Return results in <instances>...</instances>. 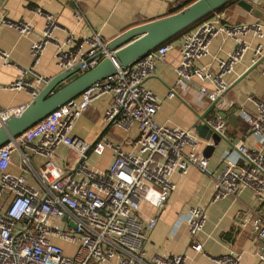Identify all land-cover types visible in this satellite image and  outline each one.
<instances>
[{"label": "built area", "instance_id": "built-area-1", "mask_svg": "<svg viewBox=\"0 0 264 264\" xmlns=\"http://www.w3.org/2000/svg\"><path fill=\"white\" fill-rule=\"evenodd\" d=\"M260 1L264 10V0ZM32 12L46 20L39 38L29 47L32 65L4 88L29 91L40 88L41 80L45 83L33 67L49 42L55 44V60L61 69L79 63L80 71H85L108 57L115 71L0 147V264H188L185 253L147 255L145 242L157 217L145 222L139 217L142 202L157 209L164 206L175 188V172L184 174L191 166L206 169L207 157L197 148L198 135L191 129L159 123L156 113L160 100L144 84L175 42H165L131 64L120 66L113 51L106 48L108 40L97 31L82 37L70 34L60 42L52 35V17L39 5ZM74 17L83 20L78 6ZM224 19V12L218 9L177 38L179 60L174 85L184 91L193 80L201 82L200 100L213 102L228 88L224 75L242 59L249 46L245 39L248 33L264 38L263 20L229 24ZM0 21L21 33L31 29L29 22L10 20L1 10ZM219 34L233 38L236 44L226 57L217 59V68L212 70L201 58ZM263 54L261 43H257L251 63ZM0 56L4 63L10 62L4 50L0 49ZM260 71L264 76V60ZM35 93L31 92L32 96ZM108 93L111 101L104 121L124 129L135 126L134 138L125 142L130 150L124 149V143L107 138L87 141L72 134L76 120L92 101ZM174 95L170 88L167 97ZM220 101L224 103L223 98ZM245 102H250L253 109L240 103L239 115L256 136L257 144L249 146L241 139L232 142V150L222 154V167L213 178L210 200L236 196L244 188L251 190L259 206L250 210L249 221L259 240L256 257L264 264V97L249 94ZM24 107L0 109V126ZM206 121L214 132L225 136L226 123L221 116H210ZM60 147L75 151V164L69 166L64 161L63 166L57 162ZM106 148L111 150L109 165L103 169L91 165L90 154L101 156ZM14 154L18 156V173L8 170ZM28 176L34 184L28 182ZM184 220L190 248L200 252L199 233L205 225V210L191 207ZM65 243L73 250L67 252ZM211 259L217 264H240L241 254L229 250Z\"/></svg>", "mask_w": 264, "mask_h": 264}, {"label": "crops", "instance_id": "crops-1", "mask_svg": "<svg viewBox=\"0 0 264 264\" xmlns=\"http://www.w3.org/2000/svg\"><path fill=\"white\" fill-rule=\"evenodd\" d=\"M181 1L183 0H0V10L8 19L23 20L31 25L28 33H21L0 21V49L10 57V62L4 63L0 56V109L26 105L32 99L28 88L12 90L3 86L18 78L23 69L32 65L29 47L39 38L46 21L44 17L32 12L36 5L52 17L54 21L52 35L60 42L65 41L70 34L82 37L92 31H97L109 41L131 26L169 14V10ZM77 6L83 13L81 21L74 17ZM221 10L225 14L224 21L229 24L251 22L256 19L237 3ZM245 39L249 46L242 59L234 65L230 73L224 75L229 86L252 65V51L257 43H261L264 52V38L258 39L252 33H248ZM173 41L175 47L167 52L163 61L156 64L155 70L144 84L160 100L156 120L159 123L194 131L200 138L198 151L207 157V164L204 171L191 166L184 174L175 172L172 175L175 188L161 209L147 202L140 204L139 217L142 221L157 217L156 224L145 242L146 254L150 256L185 253L188 256V264H217L212 257L233 250L241 254L240 264H263L256 257L259 240L249 221L250 210L259 206L251 190L244 188L236 196H226L214 202L210 200L213 178L222 167V154L232 150V142L241 139L249 146L257 144L256 136L249 131L247 123L239 115L238 104L244 103L246 108L252 110V104L245 102L247 95L264 97V76L261 74L260 64L227 90L223 96L225 104L219 101L216 105L218 110L222 109L224 112L221 117L226 123L225 136L202 137L195 130L194 124L198 122L197 116L203 113L211 102L198 98L201 82L197 80H193L184 91L174 85L179 48L177 38ZM235 44L233 38L219 34L211 40L209 52L201 58L202 63L215 70L217 59L226 57L234 49ZM33 69L43 78H50L61 70L55 60L54 43L49 42L45 45ZM43 85L44 82L41 80L40 86ZM170 88L174 89L175 95L168 98ZM110 101L109 93L93 100L88 109L76 120L72 134L87 141L107 138L124 143V149L130 150V146L125 142L128 138H134L135 126L124 129L108 125L103 117ZM231 101L234 105L226 106ZM216 115H219L218 111L211 109L206 119ZM65 152L64 147L58 149L57 162L63 166ZM34 160L38 161L36 157ZM110 161L109 148H106L101 156L94 154L89 156V163L98 168L100 166V169L107 167ZM13 162L8 170L18 173L16 154L13 156ZM28 182L34 184L30 176ZM191 207L202 208L206 213L205 225L199 233V239L202 241L200 252L190 248V237L184 220Z\"/></svg>", "mask_w": 264, "mask_h": 264}, {"label": "water", "instance_id": "water-1", "mask_svg": "<svg viewBox=\"0 0 264 264\" xmlns=\"http://www.w3.org/2000/svg\"><path fill=\"white\" fill-rule=\"evenodd\" d=\"M232 1L234 0H193L176 12L127 28L109 40L106 48L113 51V58L118 65L126 66L159 45L175 39L211 15V13ZM236 3L254 17L264 21V10L260 8V0H237ZM263 60L264 54L232 82L223 94L211 102L203 113L197 116L198 122L194 124V128L200 136L222 137L207 124L206 116L211 109L218 111V114L223 116L222 109L218 110L216 107L218 102L229 88L234 87ZM114 71L115 66L112 60L105 57L88 70L80 71V64L76 63L67 69H61L50 78H45L43 86L29 89L28 92L36 93L19 115L9 116L0 126V147L67 101L78 97L94 83L112 75ZM29 80H33V78L30 77Z\"/></svg>", "mask_w": 264, "mask_h": 264}, {"label": "rangeland", "instance_id": "rangeland-1", "mask_svg": "<svg viewBox=\"0 0 264 264\" xmlns=\"http://www.w3.org/2000/svg\"><path fill=\"white\" fill-rule=\"evenodd\" d=\"M64 157H63V161H68V163H69V166H71L72 164H75V162H76V153H75V151L74 150H72V149H66V152L64 153ZM59 155H57V157H58ZM56 157V158H57ZM100 158V157H99ZM94 166H96V165H94ZM98 167V166H97ZM99 168H100V166H99ZM63 246H64V248H65V250L67 251V252H70V251H72L73 250V246L71 245V244H67V243H65V244H63Z\"/></svg>", "mask_w": 264, "mask_h": 264}, {"label": "trees", "instance_id": "trees-1", "mask_svg": "<svg viewBox=\"0 0 264 264\" xmlns=\"http://www.w3.org/2000/svg\"><path fill=\"white\" fill-rule=\"evenodd\" d=\"M192 1H193V0H183V1L179 2L176 6H174L172 9L169 10V14L178 11L179 9H181V8L184 7V6H186L187 4H189V3L192 2ZM236 1H237V0H234V1L228 3L226 6L220 8V9H223V8H225V7H227V6L231 5V4H233V3H236ZM180 35H181V34H180ZM178 37H179V36H177L176 38H178ZM176 38H175V39H176ZM173 40H174V39H173Z\"/></svg>", "mask_w": 264, "mask_h": 264}]
</instances>
